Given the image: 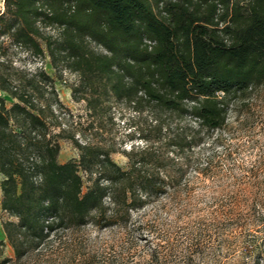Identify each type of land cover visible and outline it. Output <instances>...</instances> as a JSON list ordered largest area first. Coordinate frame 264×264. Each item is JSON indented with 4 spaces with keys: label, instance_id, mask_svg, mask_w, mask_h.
<instances>
[{
    "label": "trees",
    "instance_id": "trees-1",
    "mask_svg": "<svg viewBox=\"0 0 264 264\" xmlns=\"http://www.w3.org/2000/svg\"><path fill=\"white\" fill-rule=\"evenodd\" d=\"M4 36L48 55L55 70L76 72L75 98L88 101L94 113L104 112L114 96L153 117L141 129L145 145L124 150L125 168L111 156L114 148L52 128L48 117L61 102L49 96L55 85L45 69L11 72L0 61V88L17 98L8 107L0 96V204L15 217L3 221L0 264H22L65 231L88 225L121 228L132 241L152 242L141 233L146 221L136 211L186 189L190 165L207 174L211 156L201 165L196 149L233 115L253 128L255 104L264 101V0H5L0 51ZM183 119L188 122L182 125ZM67 137L79 157L61 162L60 139ZM234 210L225 218L238 217ZM240 228L235 225L232 236L243 234ZM161 240L151 247L148 263L178 257L170 241ZM6 242L15 257L4 256ZM238 246V257H258L253 264H260L264 236L245 234ZM207 247L216 249L214 243ZM199 248L179 257L195 264Z\"/></svg>",
    "mask_w": 264,
    "mask_h": 264
},
{
    "label": "rangeland",
    "instance_id": "rangeland-1",
    "mask_svg": "<svg viewBox=\"0 0 264 264\" xmlns=\"http://www.w3.org/2000/svg\"><path fill=\"white\" fill-rule=\"evenodd\" d=\"M46 31L49 34L57 32L51 27H46ZM2 39L6 42L0 51L2 68L11 72L21 69L28 73L45 69L53 77L55 93L47 96L57 97L61 104H54L53 114L48 117L52 128L55 131L64 129L80 142L114 148L113 159L128 168L129 158L123 152L129 151L133 145H145L141 129L147 127L153 114L148 110L138 112L114 96L105 102L104 112L94 113L87 105L88 101L75 98L73 89L79 85L76 72L69 69L57 71L48 55L41 56L13 44L8 36ZM95 48L104 51L101 46ZM0 96L5 98L8 107L17 99L1 88ZM255 107L256 124L253 128L240 125L233 115L226 128L216 130L205 145L196 149V154L201 150V165L207 156H211L213 167L207 174L190 165L187 175L191 182L186 189L176 195L161 197L136 211V218L146 221L141 233L147 238L152 237V242L144 238L132 241L121 228L109 230L88 225L79 231H65L62 238L43 253L30 254L22 264H156L152 260L148 263L149 251L161 239L162 244L170 241L173 255L178 256L169 257L168 264H185L184 257L179 255L197 245L202 252L193 257L195 264H253L258 257H238V245L245 234L264 236V200H260L264 197V101H257ZM173 120L174 124L178 121ZM186 122L183 119L180 123ZM218 136L220 139L212 142ZM60 143L59 161L79 157L80 149L72 138H61ZM2 180L0 172V184ZM1 196L0 186V201ZM232 208L235 213L240 212L239 216L225 218ZM12 218L15 219L0 204V239L6 240L3 221ZM237 224L242 225L240 229L244 234L238 238L232 236V229ZM226 235L229 240L224 243ZM209 243H214L215 251L208 249ZM168 249L166 247L165 251ZM4 256L15 257L8 242L4 246ZM260 264H264V257H260Z\"/></svg>",
    "mask_w": 264,
    "mask_h": 264
},
{
    "label": "built area",
    "instance_id": "built-area-1",
    "mask_svg": "<svg viewBox=\"0 0 264 264\" xmlns=\"http://www.w3.org/2000/svg\"><path fill=\"white\" fill-rule=\"evenodd\" d=\"M5 10V0H0V12H4Z\"/></svg>",
    "mask_w": 264,
    "mask_h": 264
}]
</instances>
